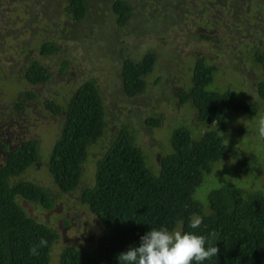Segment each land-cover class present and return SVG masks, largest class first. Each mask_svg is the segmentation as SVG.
Segmentation results:
<instances>
[{
	"label": "rangeland",
	"instance_id": "374dc122",
	"mask_svg": "<svg viewBox=\"0 0 264 264\" xmlns=\"http://www.w3.org/2000/svg\"><path fill=\"white\" fill-rule=\"evenodd\" d=\"M87 1V15L78 23L65 11L66 0H0V165L5 160L3 149L27 139L38 141V162L13 181L36 182L55 198L50 210L18 199L29 216L59 234L52 245L51 264H57L66 246L91 250L102 232L101 222L79 203L74 192H60L47 170L64 121V113L53 114L47 102L65 105L74 89L88 79L97 82L107 127L104 136L88 148L82 188L93 185L96 162L120 127L129 130L154 172L160 168V157L171 150L175 127H187L196 138L202 135L207 125L197 121L192 102L179 101L177 92L190 89L195 62L204 57L216 66L208 89H230L257 105L258 113L230 112L226 129L214 127L225 143L247 159L249 171L236 172L237 160L225 154L204 175L193 197L206 205L210 190L221 186L264 194V99L257 93L264 70L255 60V51H264V0H128L134 7L133 19L124 27L116 24L112 0ZM197 1L201 3L194 7ZM174 2L177 14L170 11ZM202 33H216L218 38L204 39ZM46 41L58 44L60 50L41 55L40 45ZM148 51L156 53L157 62L145 77L146 89L127 96L122 61L126 57L139 60ZM35 59L49 69L51 77L31 85L25 69ZM22 100L24 108L18 109ZM148 118L160 124L150 125ZM238 128L245 131L237 132Z\"/></svg>",
	"mask_w": 264,
	"mask_h": 264
},
{
	"label": "trees",
	"instance_id": "16d2710c",
	"mask_svg": "<svg viewBox=\"0 0 264 264\" xmlns=\"http://www.w3.org/2000/svg\"><path fill=\"white\" fill-rule=\"evenodd\" d=\"M197 2L194 7H199L201 2ZM175 4L170 11L177 14ZM111 5L117 26L124 27L133 19L134 7L130 1L112 0ZM64 9L81 23L88 12V1L66 0ZM201 35L204 39L218 38L216 33ZM59 50V45L52 41L40 45L43 56ZM255 60L264 70V51H255ZM156 62L157 55L153 51L136 61L129 57L123 59L121 78L127 96H136L146 89L145 77L153 71ZM66 64L63 63V69ZM215 71L216 66L199 57L193 69L192 86L188 91L177 92L181 102H192L197 121L207 125L202 135L196 138L187 127H175L170 135L171 150L160 157V168L154 172L129 130L120 127L96 162L93 185L83 188L80 186L82 165L88 148L104 136L107 127L97 82L94 79L81 82L65 105L53 100L47 102L53 114L64 113L61 133L51 148L47 170L57 189L62 193L74 192L79 203L102 225V232L91 250L66 246L57 264H118L121 252L138 243L144 232L161 225L203 234L209 242L216 243L217 256L203 264H264L263 193H244L240 188L221 186L210 190L206 205L193 197L204 175L210 173L213 163L225 154L237 160L236 172L250 169L247 159L225 143L214 127L226 129V114L230 112L256 115L258 106L230 89H208ZM50 77L49 69L37 59L25 69V78L31 85L47 82ZM257 93L264 99V80L257 84ZM26 95L34 96L31 92ZM16 106L24 108V101ZM146 122L160 124L153 118ZM39 155L36 139L23 140L12 148L7 147L4 163L0 165V264H51L52 245L59 234L29 216L18 199L50 210L55 206V198L48 188L36 182L13 181L38 162ZM197 217L202 223L191 228L190 221ZM40 238L46 240V245L39 249L38 255H31L30 246Z\"/></svg>",
	"mask_w": 264,
	"mask_h": 264
},
{
	"label": "clouds",
	"instance_id": "9594fccd",
	"mask_svg": "<svg viewBox=\"0 0 264 264\" xmlns=\"http://www.w3.org/2000/svg\"><path fill=\"white\" fill-rule=\"evenodd\" d=\"M201 223V218H194L190 227L195 229ZM45 245L46 240L40 238L38 243L30 246L29 253L38 255ZM217 252L216 243L209 242L203 234L161 225L144 232L138 243L130 245L117 259L118 264H203L216 257Z\"/></svg>",
	"mask_w": 264,
	"mask_h": 264
},
{
	"label": "flooded vegetation",
	"instance_id": "af4514ba",
	"mask_svg": "<svg viewBox=\"0 0 264 264\" xmlns=\"http://www.w3.org/2000/svg\"><path fill=\"white\" fill-rule=\"evenodd\" d=\"M3 152H4V153H5V155H6V152H7V150L3 149Z\"/></svg>",
	"mask_w": 264,
	"mask_h": 264
},
{
	"label": "bare ground",
	"instance_id": "6f19581e",
	"mask_svg": "<svg viewBox=\"0 0 264 264\" xmlns=\"http://www.w3.org/2000/svg\"><path fill=\"white\" fill-rule=\"evenodd\" d=\"M180 101V100H179Z\"/></svg>",
	"mask_w": 264,
	"mask_h": 264
}]
</instances>
